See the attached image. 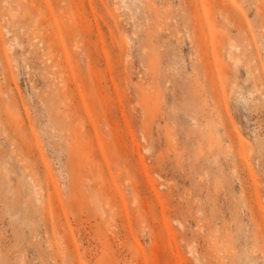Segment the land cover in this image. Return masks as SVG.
I'll return each mask as SVG.
<instances>
[{"label":"rangeland","instance_id":"rangeland-1","mask_svg":"<svg viewBox=\"0 0 264 264\" xmlns=\"http://www.w3.org/2000/svg\"><path fill=\"white\" fill-rule=\"evenodd\" d=\"M0 264H264V0H0Z\"/></svg>","mask_w":264,"mask_h":264}]
</instances>
